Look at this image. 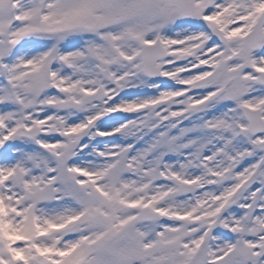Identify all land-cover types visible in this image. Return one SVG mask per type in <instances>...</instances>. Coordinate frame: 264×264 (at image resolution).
I'll use <instances>...</instances> for the list:
<instances>
[{
	"label": "snow or ice",
	"instance_id": "snow-or-ice-1",
	"mask_svg": "<svg viewBox=\"0 0 264 264\" xmlns=\"http://www.w3.org/2000/svg\"><path fill=\"white\" fill-rule=\"evenodd\" d=\"M0 264H264V0H0Z\"/></svg>",
	"mask_w": 264,
	"mask_h": 264
}]
</instances>
